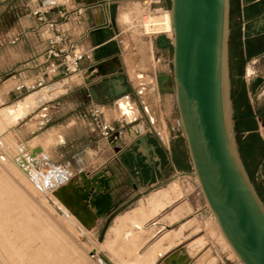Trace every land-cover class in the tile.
<instances>
[{
  "label": "crops",
  "instance_id": "0c3cea01",
  "mask_svg": "<svg viewBox=\"0 0 264 264\" xmlns=\"http://www.w3.org/2000/svg\"><path fill=\"white\" fill-rule=\"evenodd\" d=\"M23 1L26 17L19 19L14 40L3 47L6 48L4 56L12 65L9 71L15 75L16 85L25 83L27 87L20 96L12 90L8 103L23 95H39V106L34 111L38 114L32 125L26 124L20 131L24 132V141H40L34 149L42 150L47 156L46 161L53 167L68 168L70 164L66 161L83 159L86 164L79 173L86 174L89 180L104 172L111 180L110 193L113 201L120 204L119 210L142 194L146 187L192 180L193 168L179 120L175 119L177 109L169 91L170 85L163 89L159 84L161 74H170L166 69L170 47L156 48L150 38V42H146L151 47L150 60L144 69L140 54L131 51V44L121 40L120 21L125 24L123 18L128 15L121 14V11L131 0H41L39 9L32 0ZM134 1H142L146 9L152 11H167V0ZM81 9L84 13L79 16L78 10ZM7 10L8 13L14 12L12 6ZM36 11L60 24L66 45L71 44L76 52L91 57L81 61L78 73L68 75L61 71L51 80L41 77L51 35L35 15ZM100 28H109L114 35L106 42V51L100 50L94 35ZM230 29L232 92L243 90L245 93L244 100L239 101V109L232 99L234 118L236 124L238 121L243 124L242 118L248 113L253 130L245 132L244 136L256 133L264 143V0H231ZM151 57L157 67L148 70L152 65ZM142 75L147 78H140ZM121 102L128 105L133 121L120 109ZM94 107L101 111L105 123L117 129L114 136L117 139L113 143L101 138L90 116ZM50 135L59 142L46 146L45 138ZM142 136L148 138L152 164L146 151L135 146ZM34 149L28 148L27 155ZM249 164L252 181L264 203V156L249 160ZM130 195L133 197L126 200ZM122 214L125 213L118 216ZM103 220L107 221V217ZM124 221V218L119 220L120 229ZM158 244V250L169 247L168 242L161 244L159 241ZM166 255H170V251ZM161 260L158 259L157 263ZM165 264H191V260L183 249L167 258Z\"/></svg>",
  "mask_w": 264,
  "mask_h": 264
},
{
  "label": "rangeland",
  "instance_id": "374dc122",
  "mask_svg": "<svg viewBox=\"0 0 264 264\" xmlns=\"http://www.w3.org/2000/svg\"><path fill=\"white\" fill-rule=\"evenodd\" d=\"M40 1L34 2L38 9ZM9 6L14 8V12L8 13L7 7ZM169 8V0L166 2L167 11H152L146 9L142 1L131 0L126 2L125 9L121 11V14H128L123 18L125 24L120 21L121 40L131 44V51L140 54L144 69L145 64L150 60L151 53V47H148L146 42L153 38L154 45L158 48L156 39L160 36H167V34H157L145 30V24L151 18L169 13ZM24 10L23 0H0V156L3 155L7 159L9 157L15 162L27 161L28 173H30L23 174L16 163L6 165L0 161V214L6 218L11 235H13V245L20 251V255L28 260L49 261V259H53L59 264H101L96 250L99 247L102 248L104 244H109L103 248L116 249L115 253L111 251L114 255L117 254L116 256L125 264H165L167 258L183 249L188 253L191 264H213V262L216 264H241L223 242L220 232L216 228L212 212L194 177L192 180H182L180 184L177 180L172 182L171 187L174 186L173 184H177L180 195H170L168 198H172L176 202L168 199V204L159 207L158 210L161 208V211L158 213H154L155 211L151 213L152 210L148 209L146 204L153 195L170 192L169 190H172L170 185L169 187L167 185L154 188L146 187L144 192L133 198L127 206L120 210L118 207L110 218V215L107 216V221L102 218L95 219L94 225L84 233L78 231L77 226L81 227V222L74 215L63 223L62 217L54 214L46 196L56 194L64 186H80L82 188L83 178L81 175L84 173L79 172L84 168L86 160L66 161L70 164L68 168L57 165L53 167L49 161H46L47 156L42 150L34 149L40 141L36 140L31 143L24 141V132H20L21 128L26 124L32 125L37 112H33L15 127L6 126L2 121L1 112L5 107L21 102L28 96L23 95L8 103L13 94L12 90L16 93L15 95L19 96L23 91L16 92L14 90L19 84L16 85L13 78L15 75L9 71L12 65L8 63V57L4 56L6 48L3 47L16 37L17 23L27 14ZM172 54L170 47L166 65V69L170 73L172 71ZM151 60L152 65L148 70L157 67L153 57ZM233 84L231 75V89ZM13 97L16 98V96ZM172 100L175 101L174 94ZM177 118L179 120L176 110L175 119ZM133 119L134 116L129 120L133 121ZM54 141L59 142V139H55L51 135L45 138L46 146L51 145ZM28 148L34 149L30 155L26 153ZM48 152V155L53 157V154ZM183 168L186 169V166ZM86 179L89 181L87 176ZM131 197L133 196H128L126 200ZM141 206L147 210H142ZM167 206L169 207L166 208ZM155 210L157 211V208ZM142 211L150 213V215L142 213ZM198 211H201V214H198ZM138 212L141 216L138 215ZM121 213L125 214L118 216ZM131 215L135 216L131 217ZM144 215L145 219L148 218L147 221L144 219ZM122 218L125 219V226L123 225L120 229L119 220ZM116 238H118L117 241ZM156 239H159L161 244L168 242L169 247L158 250L159 244L154 242ZM113 240L118 243L116 244L118 247ZM168 251H170V255H166ZM158 259L162 260L157 263Z\"/></svg>",
  "mask_w": 264,
  "mask_h": 264
},
{
  "label": "water",
  "instance_id": "95a60500",
  "mask_svg": "<svg viewBox=\"0 0 264 264\" xmlns=\"http://www.w3.org/2000/svg\"><path fill=\"white\" fill-rule=\"evenodd\" d=\"M169 1L173 39L160 36L156 41L160 49L172 48V71L161 74L159 84L163 89L170 85L174 94L191 175L198 179L208 208L240 262L264 264V203L240 154L234 118L231 0ZM94 35L101 51H106V42L114 38L109 28H100ZM124 91L128 92L127 87ZM116 139H110L111 143ZM135 146L146 151L152 164L148 138L140 137ZM81 178L83 187L72 190L69 200L73 212H87L90 206L97 219H103L119 207L104 172L90 181L85 174ZM66 192L61 190L62 196Z\"/></svg>",
  "mask_w": 264,
  "mask_h": 264
},
{
  "label": "bare ground",
  "instance_id": "6f19581e",
  "mask_svg": "<svg viewBox=\"0 0 264 264\" xmlns=\"http://www.w3.org/2000/svg\"><path fill=\"white\" fill-rule=\"evenodd\" d=\"M145 30L151 31V32H154L157 34H165V35L167 34V36L170 39H173V30H172V26H171L170 13H164L163 15H161L159 17L151 18L150 21L145 24ZM140 78L146 79L147 76L142 75ZM38 106H39V95L32 94V95L26 97L21 102L16 103L15 105L5 107L1 112L2 121L6 126L9 125V126L15 127V125L20 124L24 119L28 118L29 115H31ZM120 109L122 110L124 115H126L128 118L132 117V112L130 111V109H129L128 105H126V103L121 102L120 103ZM0 161L2 163H5L6 165H9L10 163H13V164L16 163V166L18 167V169L23 174H25V175L30 174V173H28V162L27 161H22V162L16 161L15 162V161H12L11 159H9V157H8V159L5 158L4 162L1 159H0ZM26 167H27V169H26ZM194 178L199 185L198 179L196 177H194ZM109 181H111V180L109 179ZM110 184H111V182H110ZM173 185H174L173 187H171V185H170V189H172V190L168 189L170 192L165 191L167 193H161V194H158L155 196L153 195V197L151 199H149V201L146 205H147L148 209L152 210L151 213H153V211H155L154 213H156V212L158 213V211H161L160 210L161 208L159 210H158V208L164 207L165 205L168 204L167 203L168 199L169 200L172 199V198L170 199L168 197H170V195L174 196L173 194H175V195L178 194V188L179 187L177 186V184H173ZM199 187H200V185H199ZM63 189H66V191H67L66 196H62V194H61V190H63ZM74 189L78 190L79 188L74 187V186H70V185L61 187L56 194L47 195L46 199H47L49 206L54 211V214L56 213V214H58V216L62 217L63 223L66 220H68L72 215H74L76 217V219L81 222V224H80L81 227L77 226L78 231L84 233L85 230H87L88 228H90L94 225L95 219H97V217L95 215L96 212L94 209H92L89 206H88L87 212H84L83 210H79L78 215H77V213H75L71 210L69 200H71L73 197L74 193L72 192V190H74ZM179 195L180 194H178V196ZM177 198H179V197H177ZM177 198H176V200H177ZM172 202L175 203L176 201H173V199H172ZM172 202L170 201V203H172ZM141 207H143L142 210H145L144 206H141ZM156 208H157V211L155 210ZM82 209H84V207H82ZM205 209L207 210V208H205ZM148 212H150V211H148ZM142 213H147V212L142 211ZM200 213H201V211H198V214H200ZM139 214L140 213L138 212V215ZM147 214L150 215V213H147ZM135 215H131V217H134ZM138 215H136V216H138ZM145 215H144V219L146 217ZM2 216L0 214V259H1L0 264H2V263L3 264H44L46 262H47V264H59L57 261H55L53 259H49V261L48 260L43 261V260H38V259H36V260L24 259V256L20 255V251H18V249L13 245V241H12L13 235H11L10 228L6 222V218L5 217L3 218ZM139 216H141V215H139ZM213 217H214V215H213ZM142 218H143V216H142ZM147 219H145V220L147 221ZM214 220H215L216 228L220 232L219 234L222 237L223 242L225 243L227 248H229L230 252L237 259V261L240 262V260L235 255V253L231 249L230 245L228 244V242L224 238L223 234L221 233L215 217H214ZM183 228H184V225H183ZM179 231L181 233L182 229ZM117 239L118 238H116L115 240L117 241ZM116 241H114L115 245L118 244ZM158 241H159V239L155 242H157V244H158ZM112 245L114 248L118 247V245H116V247L114 244H112ZM104 246L107 247V246H109V244L108 245L104 244ZM103 247L102 248L99 247L98 250H96L97 251L96 252L97 257H98L99 261L101 262V264H123V262L120 260V258L116 256L117 254L114 255V253H115L114 251L116 249H114V250L111 249L114 252L113 253L111 250H109L112 247H110V248L108 247L107 249L103 248ZM148 251H149V249L147 250V252ZM241 264H243V263H241Z\"/></svg>",
  "mask_w": 264,
  "mask_h": 264
},
{
  "label": "built area",
  "instance_id": "2783aa9c",
  "mask_svg": "<svg viewBox=\"0 0 264 264\" xmlns=\"http://www.w3.org/2000/svg\"><path fill=\"white\" fill-rule=\"evenodd\" d=\"M33 3L37 0H32ZM84 11L78 10V15L81 16ZM35 15L39 16V21L44 23L50 33L49 45L50 48L47 51L46 55V66L41 71V77L47 79H54L58 76L61 71L68 75H73L78 73L79 65L81 61L87 57L91 58L88 55H83L76 52L73 45H66L65 37L61 26L54 20H49L46 15L41 11H36ZM15 78V76L13 77ZM25 83H20L15 87L16 92H21L26 89ZM91 118L94 120L96 127L100 133V136L103 140L109 141L117 133V129L111 125L104 122L102 118V113L99 109L93 108L90 112ZM0 159L4 162L5 158L2 155Z\"/></svg>",
  "mask_w": 264,
  "mask_h": 264
},
{
  "label": "trees",
  "instance_id": "16d2710c",
  "mask_svg": "<svg viewBox=\"0 0 264 264\" xmlns=\"http://www.w3.org/2000/svg\"><path fill=\"white\" fill-rule=\"evenodd\" d=\"M233 70V65L231 66ZM245 98V93L243 90L240 93L232 92V99L234 100L236 109H239L240 103L239 101H243ZM244 123L242 124L241 121L237 122L236 124V132H237V139L239 144V151L242 156L243 162L250 174V177L253 179V174L250 170L249 160L255 161L258 156H264V143L256 133H251L247 136H244L245 132H249L253 130V121L248 115H244L242 118Z\"/></svg>",
  "mask_w": 264,
  "mask_h": 264
}]
</instances>
